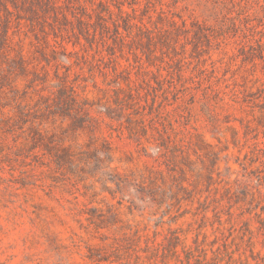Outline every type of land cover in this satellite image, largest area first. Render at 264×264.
I'll return each mask as SVG.
<instances>
[{
	"label": "rangeland",
	"instance_id": "374dc122",
	"mask_svg": "<svg viewBox=\"0 0 264 264\" xmlns=\"http://www.w3.org/2000/svg\"><path fill=\"white\" fill-rule=\"evenodd\" d=\"M0 264H264V0H0Z\"/></svg>",
	"mask_w": 264,
	"mask_h": 264
},
{
	"label": "trees",
	"instance_id": "16d2710c",
	"mask_svg": "<svg viewBox=\"0 0 264 264\" xmlns=\"http://www.w3.org/2000/svg\"><path fill=\"white\" fill-rule=\"evenodd\" d=\"M134 1V0H133Z\"/></svg>",
	"mask_w": 264,
	"mask_h": 264
}]
</instances>
